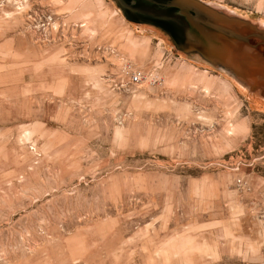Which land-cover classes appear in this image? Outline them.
<instances>
[{"label":"rangeland","instance_id":"374dc122","mask_svg":"<svg viewBox=\"0 0 264 264\" xmlns=\"http://www.w3.org/2000/svg\"><path fill=\"white\" fill-rule=\"evenodd\" d=\"M153 29L0 0V264H264V89Z\"/></svg>","mask_w":264,"mask_h":264},{"label":"water","instance_id":"95a60500","mask_svg":"<svg viewBox=\"0 0 264 264\" xmlns=\"http://www.w3.org/2000/svg\"><path fill=\"white\" fill-rule=\"evenodd\" d=\"M111 1L128 22L159 30L175 51L264 89V29L256 23L204 0Z\"/></svg>","mask_w":264,"mask_h":264},{"label":"built area","instance_id":"2783aa9c","mask_svg":"<svg viewBox=\"0 0 264 264\" xmlns=\"http://www.w3.org/2000/svg\"><path fill=\"white\" fill-rule=\"evenodd\" d=\"M143 78H144L143 72H141L139 70L136 72H133V73L129 74V76L127 78V85L135 86V85L139 84L143 80Z\"/></svg>","mask_w":264,"mask_h":264},{"label":"bare ground","instance_id":"6f19581e","mask_svg":"<svg viewBox=\"0 0 264 264\" xmlns=\"http://www.w3.org/2000/svg\"><path fill=\"white\" fill-rule=\"evenodd\" d=\"M188 57V56H187ZM199 61V59H197ZM129 73V72H128ZM241 85V84H240ZM242 86V85H241ZM130 87V86H129Z\"/></svg>","mask_w":264,"mask_h":264},{"label":"trees","instance_id":"16d2710c","mask_svg":"<svg viewBox=\"0 0 264 264\" xmlns=\"http://www.w3.org/2000/svg\"><path fill=\"white\" fill-rule=\"evenodd\" d=\"M153 30H155V29H153Z\"/></svg>","mask_w":264,"mask_h":264}]
</instances>
